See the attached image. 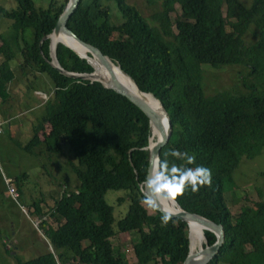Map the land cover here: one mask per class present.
<instances>
[{"label": "trees", "instance_id": "1", "mask_svg": "<svg viewBox=\"0 0 264 264\" xmlns=\"http://www.w3.org/2000/svg\"><path fill=\"white\" fill-rule=\"evenodd\" d=\"M15 1V8L0 7L1 16L13 21L12 29L0 35V103L9 97L7 86L15 79L11 62L17 54L22 72L29 68L47 75L53 98L39 118L42 138L34 132L23 148L32 152L39 146L38 153L59 155L67 145L79 180L52 207L57 227L48 225L47 238L54 251L17 264H130L111 242L124 233L139 235L131 244L136 264H182L189 243L192 249L187 223L169 216L163 224L166 214L141 203L150 162L146 147H154L162 132L127 97L99 82L66 77L51 65L53 40L43 37L53 32L68 0H50L47 7ZM158 1L151 23L127 0H79L67 26L164 105L172 132L161 160L183 164L166 155L176 149L195 154L189 167L211 169L210 187L196 193L188 189L176 199L184 210L221 224L225 231V242L207 264H264V199L237 215L225 199V184L242 159L264 149V0H148ZM177 6L180 13L173 19ZM112 8L118 21H113ZM250 29L256 39L245 43L243 35ZM55 56L65 72L90 74L97 67L90 54L79 55L81 60L62 43L56 44ZM235 65L246 70L242 91L204 94L202 66ZM110 189L122 190L127 200L117 221L104 198ZM35 211L43 214L40 204ZM41 225L46 227L47 221ZM203 234L204 245L214 243L213 233Z\"/></svg>", "mask_w": 264, "mask_h": 264}, {"label": "rangeland", "instance_id": "2", "mask_svg": "<svg viewBox=\"0 0 264 264\" xmlns=\"http://www.w3.org/2000/svg\"><path fill=\"white\" fill-rule=\"evenodd\" d=\"M32 1L37 7H47L50 0ZM127 1L136 5L154 23L152 15L160 9V1L156 4H149L148 0ZM242 1L245 4L250 2ZM16 6L15 0H0V7L12 9ZM179 13L177 6L172 18L175 19ZM115 15L112 8L113 21H118ZM12 25L11 19L0 14V35L12 29ZM235 30L240 31V27H235ZM243 39L245 43L253 42L256 39L253 29L246 31ZM3 49L0 38V52ZM0 61H3L1 54ZM20 63L21 57L17 54L16 59L11 62L15 79L7 86L9 97L0 103V264H17L44 252L54 251L47 238L48 225L57 227V219L51 215L52 207L64 190H73L79 183L71 170V162L75 163L76 159L67 145L62 146L59 155H50L44 150L38 153L39 146L32 152L23 148L34 132L39 140L42 138L39 118L46 112L44 105L53 98V84L47 75L38 74L32 69L25 68L22 72L18 67ZM202 69L205 95L223 90L234 92L244 89L242 80L246 76V70L242 66L218 69L202 66ZM44 128L49 131L48 125ZM5 177L14 179V192H8ZM225 185V199L234 215L242 207L252 208L256 201L264 199V149L251 159L243 158L233 173V179ZM119 197L124 199L117 201ZM104 198L113 207V215L117 221L127 209L125 195L122 190L110 189L105 192ZM39 204L44 215L35 211ZM44 221H47L46 227L41 225ZM138 237V234L124 233L111 239L115 249L124 254L130 264L138 262L131 247ZM204 243L205 238L202 246Z\"/></svg>", "mask_w": 264, "mask_h": 264}, {"label": "water", "instance_id": "3", "mask_svg": "<svg viewBox=\"0 0 264 264\" xmlns=\"http://www.w3.org/2000/svg\"><path fill=\"white\" fill-rule=\"evenodd\" d=\"M78 2H79V0H68L67 1V4H66L64 10L62 11V13L59 15V17L57 19V22L53 28V32L47 36H44L43 39L44 38H50V40L52 41L51 36L52 35H58L60 33L72 36L73 38L77 39L79 42H81L82 44L87 46L89 51H91L92 56H94L95 58H97V59L101 60L103 63H105L106 62L105 60L108 58L106 56H104L99 51V49L97 47L81 40L67 26V20L69 19L73 10L76 8ZM60 43L67 46L68 48L71 49V51L73 53H75L73 51V49L71 47H69L68 45H66L65 43H63V42H60ZM75 55H77L81 60H85V59L81 58L78 54L75 53ZM50 57L52 60L51 65L54 66L55 69H57L61 74L65 75L66 77H70V78H74V79L80 78L82 80H89L91 82H99L105 88L111 89V90L115 91L117 94H120L124 97H127L132 103H135L138 107H140L144 111V113L148 116L151 125H152V123H154L156 128L162 132L161 140H160V142H158L156 144L155 147H150V143H149V146L146 147V149H149V151H150V162H149L148 174H147V175H150L151 165H152V161H153L154 156H159V158H160L161 149L164 148L167 145V143L169 142L170 135L172 132V123L170 120V116H169L166 108L164 107V105L161 103L163 110L165 111L166 115L168 116V130L166 132L163 131L161 116L159 114H157V113L153 114L145 102L139 100L136 96H133L126 88H124L120 83H117L114 79L109 78L108 80H105L103 77L98 76L96 73V70L91 66V64L89 62L86 61L92 67V69H93L92 73H90V74H75V73L65 72L61 69V67L59 66V64L56 60L55 48H54V54H53L52 44L50 45ZM121 73L123 75H126L123 72H121ZM84 76H87L88 78H85ZM133 83H135V81H133ZM137 87L139 88L138 85H137ZM139 90L142 93H147V92L142 91L140 88H139ZM143 194L145 195V197L149 195L146 192H143ZM175 202L177 203V205L179 207L178 212L166 211L164 209L163 204L159 205L155 210L161 211L170 217L180 218L182 221H185L187 223V226H188V220L189 219L195 220L204 226V230L213 233L214 236L216 237L214 243H212L210 245L207 244L204 247L202 246L194 254H191V252H190V243H189V251H188V254L186 255V257L183 259L182 264H207L212 259V257L218 252L221 244L223 242H225L226 235H225V231H223L222 225L215 223L214 221H212V220H210L204 216H201L199 214L188 212V211L184 210L183 208H181L180 204L176 200H175Z\"/></svg>", "mask_w": 264, "mask_h": 264}, {"label": "clouds", "instance_id": "4", "mask_svg": "<svg viewBox=\"0 0 264 264\" xmlns=\"http://www.w3.org/2000/svg\"><path fill=\"white\" fill-rule=\"evenodd\" d=\"M166 155L184 163L170 164L167 159L161 160L159 156H154L151 173L141 184V191L149 194L141 203L152 210L163 202H171L183 196L188 189L196 193L201 187H210L212 184L211 169L204 166L189 167L195 163V154L173 149ZM168 220V215L161 217L163 224H167Z\"/></svg>", "mask_w": 264, "mask_h": 264}, {"label": "bare ground", "instance_id": "5", "mask_svg": "<svg viewBox=\"0 0 264 264\" xmlns=\"http://www.w3.org/2000/svg\"><path fill=\"white\" fill-rule=\"evenodd\" d=\"M51 38L53 39V44H52L53 54L56 44L63 42L69 47H71L73 51L78 55L84 56L85 54H90L92 56V53L91 51H89L87 46H85L84 44H82L72 36L60 33L58 35H52ZM92 58L97 64L95 70L98 76L103 77L105 80H108L109 78L114 79L117 83H120L124 88H126L133 96H136L139 100L145 102L153 114L157 113L161 116L163 131L165 125H166V131L168 130V116L163 110L161 102L153 94L142 93L137 87L136 83H133V81L128 76L123 75L119 70V68L115 64H113L110 60L106 59L105 60L106 62L103 63L101 60L95 58L94 56H92ZM84 77L88 78L87 76ZM153 126H155L154 123H152V127ZM162 204L164 206V209L168 212L179 211V207L175 202V200L171 202H163ZM188 227H189V235L191 231V241H192V249L190 248V252L191 254H194L199 250V248L202 247V242L204 240V234H203L204 226L195 220L189 219ZM189 240H190V236H189Z\"/></svg>", "mask_w": 264, "mask_h": 264}, {"label": "built area", "instance_id": "6", "mask_svg": "<svg viewBox=\"0 0 264 264\" xmlns=\"http://www.w3.org/2000/svg\"><path fill=\"white\" fill-rule=\"evenodd\" d=\"M2 126V122H0V127ZM5 185H6V187H7V190H8V192L10 193V192H14V188H13V186H12V183L14 182L11 178H7V177H5ZM35 221V220H34ZM34 221H33V224H34Z\"/></svg>", "mask_w": 264, "mask_h": 264}, {"label": "crops", "instance_id": "7", "mask_svg": "<svg viewBox=\"0 0 264 264\" xmlns=\"http://www.w3.org/2000/svg\"><path fill=\"white\" fill-rule=\"evenodd\" d=\"M42 105V104H41ZM7 178H10V177H7ZM12 179V178H11ZM13 181H14V179H12ZM5 183V182H4ZM42 238V237H41ZM42 239H44V240H46V238H42ZM50 243V242H49ZM51 245V244H50Z\"/></svg>", "mask_w": 264, "mask_h": 264}]
</instances>
